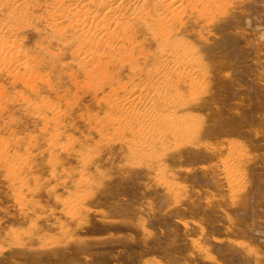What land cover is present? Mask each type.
I'll return each instance as SVG.
<instances>
[{
	"label": "rangeland",
	"instance_id": "1",
	"mask_svg": "<svg viewBox=\"0 0 264 264\" xmlns=\"http://www.w3.org/2000/svg\"><path fill=\"white\" fill-rule=\"evenodd\" d=\"M65 1L17 0L30 12L0 58V264H264V0L173 23L164 123L129 98L160 44L119 27L83 44L66 11L84 0Z\"/></svg>",
	"mask_w": 264,
	"mask_h": 264
},
{
	"label": "bare ground",
	"instance_id": "2",
	"mask_svg": "<svg viewBox=\"0 0 264 264\" xmlns=\"http://www.w3.org/2000/svg\"><path fill=\"white\" fill-rule=\"evenodd\" d=\"M26 1H28V0H26ZM52 1L54 2L53 5H55V7H56L55 9H57L59 11L63 10L62 2L65 0H52ZM213 1L214 0H205L204 3L205 2H211L212 3ZM16 2H17V0H0V58H3L2 56H5L6 59L8 58V60H9L10 52L13 51L14 48L16 47V44H15L16 41L12 39L15 36L14 32L16 30H18L19 27L17 28V26L20 25L22 22H24L23 21L24 14L26 15L27 13L30 12V10L28 12L27 6L21 7ZM123 2H125L127 4L134 5L132 7L133 13L130 14L129 17H127L124 21H122L123 15L121 14V11H123L121 4ZM201 3H202L201 0H154V2H153L154 8H152V11H147V10H144V7L147 5V0H84V3L82 4L83 7H81V10L83 8L82 11L80 10V8H79V10L78 9L76 10V7H74L72 5H70V6H72L71 9H68V11H66V10L65 11L68 12L67 14H71V16H72L71 25L73 24V26H75L74 28H78L77 29L78 34L74 38H77V39L81 38V39H83V42L84 41L88 42V44H89V42H91V44H92L93 39L90 41V38H92V37L95 38V36L96 37L99 36L98 41H100L101 37H104L107 35V33H106L107 29H111V28L114 29L116 27H119L120 30L124 34H130L131 38H134L138 33L144 32L145 35L147 34V35L151 36L154 40H156V42H158L160 44L159 50L162 54L156 60V63L152 64V65H154L153 67H154L155 71H157V73L160 75L158 77H155V76H152L150 73L149 76L147 77V81H146L147 87L146 88L143 87L144 90H141V91L140 90L131 91L129 93V98H130V100L131 99L132 100H138L139 99L142 101L145 100V102L147 104H151L150 111L153 114V116L155 117L156 123H157V121L159 123H161L164 121V119H166L168 116H170L169 111L172 110L170 108H174V109L176 108L175 102L169 103L166 100V97H170V96L174 97L173 92L176 91L175 88H177V85L183 84V83H181L183 76L181 78L178 76L179 78L176 79V80H178V82H177V84H175V86L172 84L173 83L172 81L175 80V77H174L173 72H172L173 70L167 69V66L172 65V68L175 69L178 66V64H177L176 60L171 59L170 54L165 53L167 46H169V40L166 38V35L169 32L173 31V29H174L173 23L175 21L177 22L178 20H181L182 15L185 14V12L188 8H190L192 10L194 7H196L197 5H199ZM73 5H74V3H73ZM88 5H90L91 7H96L97 9L101 8V10H102V11H100L101 13L100 14H96V12L94 13V10H93L94 8L92 10L88 9L87 8ZM70 6L68 8H70ZM90 6H89V8H90ZM30 7H29V9H30ZM21 8H22V11L20 12L19 9H21ZM34 11H36V10H34ZM19 13H21L23 15H21ZM58 16H61L60 19H63L67 15L62 16V14H61ZM26 17H27V15H26ZM53 26L57 27V25H53ZM60 26L61 25H59L57 28H59ZM124 37H125V35H124ZM85 42L83 44H85ZM103 42L104 41L102 40V43ZM96 43H95L96 45H94V46H99V44L101 42L100 43L96 42ZM84 46H86V45H84ZM99 48L102 49L101 45ZM89 51H91V50H89ZM84 54H86V53H84ZM163 54L165 56H162ZM88 55H91V53L90 54L87 53L86 57ZM3 59L5 61V58H3ZM11 60H9V62ZM83 61H89L91 63L92 59L89 58L88 60H83ZM86 63L88 64V62H86ZM148 89H151L152 92L150 91L151 95L149 97L147 96L148 97L147 98L146 97V92H147L146 90H148ZM130 100H128V98H127V102ZM124 105H126V104H123V106ZM127 106L129 107V103ZM125 108L122 107V110L123 109L125 110ZM130 111H131V113L130 114L127 113V115L125 116L126 117L125 119H127L130 123H132L133 121H137L138 123H149L150 122L149 120H147L145 118V116L142 112H134V111L132 112V110H130ZM118 113H116V114H118ZM170 114L172 115V112ZM122 115H124V113ZM170 120H172V118ZM165 128H166V130L169 129V127H167V126H165ZM172 128L173 127H171V129ZM178 130H180V129H178Z\"/></svg>",
	"mask_w": 264,
	"mask_h": 264
}]
</instances>
